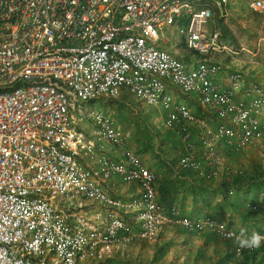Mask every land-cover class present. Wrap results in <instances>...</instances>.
<instances>
[{"label": "built area", "instance_id": "obj_1", "mask_svg": "<svg viewBox=\"0 0 264 264\" xmlns=\"http://www.w3.org/2000/svg\"><path fill=\"white\" fill-rule=\"evenodd\" d=\"M230 1L0 0V264H104L171 228L231 243L226 264H264V241L240 248L228 224L159 204L155 174L114 121L82 110L128 93L164 112L163 128L183 146L181 170L208 182L246 177L224 158L264 146V89L239 70L224 88L216 81L214 56L226 48L215 12ZM244 2L264 15V0ZM169 28L187 59L165 49ZM170 84L201 114L176 102ZM114 178L136 195L107 194ZM84 202L105 212L89 214ZM250 210L264 222L260 204Z\"/></svg>", "mask_w": 264, "mask_h": 264}, {"label": "rangeland", "instance_id": "obj_2", "mask_svg": "<svg viewBox=\"0 0 264 264\" xmlns=\"http://www.w3.org/2000/svg\"><path fill=\"white\" fill-rule=\"evenodd\" d=\"M215 19L218 24L220 44L226 48L218 54L219 61L217 60V63L223 67L222 71L239 70L244 74L246 73L249 80L256 82L264 89V15L251 11L244 0H234L229 2L221 15L218 12ZM165 36L168 41L167 51L177 50L181 53L182 59L188 57V53L183 50L179 43L180 39L175 28H169ZM228 56H232L235 60L226 59L230 58ZM168 89L176 101L178 100L185 105H189L188 98H194L193 95L181 94L180 90L171 84ZM192 104L194 108L191 109L195 113L198 111L197 106ZM82 110L102 112L108 115L121 130L127 149L136 154L140 161L153 162L163 167L165 164L176 165L181 150L177 146L176 137L173 133L163 128L164 112L162 110L145 103L139 104L134 96L128 93H122L117 99H98L84 104ZM224 162L245 172L246 177L214 181L219 188L220 198L226 202H238L246 213L256 203L264 209V146L258 144L241 153L227 156L224 158ZM180 194H182V190L179 191L178 195ZM157 200L160 204V198ZM169 203V206H175L179 209L177 206L179 202L174 204L170 200ZM222 221L225 223L224 220ZM159 239L160 237H157L150 243L140 244L122 260L113 258L104 264H161L159 262H170L169 259L163 260L158 257L162 252L165 254L164 250L169 248V246L161 245V243H170ZM222 248L227 250L228 247L223 243ZM183 251L177 250L176 253H173L181 260L174 262V264H188L190 262L189 254ZM224 259L225 257L221 256L217 264H225ZM196 264H199V259Z\"/></svg>", "mask_w": 264, "mask_h": 264}, {"label": "crops", "instance_id": "obj_3", "mask_svg": "<svg viewBox=\"0 0 264 264\" xmlns=\"http://www.w3.org/2000/svg\"><path fill=\"white\" fill-rule=\"evenodd\" d=\"M215 13L217 15L218 11H216ZM171 53L179 57L181 54L177 50H173ZM218 56V54L214 56V61L216 63L219 61ZM226 59H231L232 61L235 60V58H233L232 56ZM229 72L231 71L225 72L224 70L216 76V81L222 88L227 85L226 77ZM187 101L190 108H194L192 101H190L189 99ZM176 102L181 103L178 100ZM196 112H198V114H201L200 109ZM176 143L178 144L177 146L180 147L182 153V144L178 140H176ZM106 146V154L110 158L117 159L116 151L112 149V147L108 144H106ZM142 162L151 172H153L157 176L155 191L156 195L158 193L157 198H160L161 200L160 204H162L165 208L169 206V201L171 200L174 202V204L179 202L177 205L179 208L178 210L183 217L191 219L209 217L215 220H224L225 223L228 224V226L237 231H239L240 227H246L249 234L253 231L264 229V222L260 220L258 216L252 214L251 210L246 213L243 208L239 206L238 202H226L225 200L220 198L219 188L216 185V182L204 181L203 179H200L190 172L181 170L178 166V160L176 165L169 166L165 164L164 167L161 165H156L153 162ZM103 187L107 194H109L110 196L121 198L123 200H129L131 197L136 195L135 186L133 184L122 183L116 178L112 179L109 182H106ZM180 190H182V194L178 195ZM189 190L192 192H190ZM83 204L86 205V210L89 214L99 211L105 212L104 208H101L100 206H95L87 202H84ZM117 214L127 222L131 224L134 223L133 216L131 214L123 212ZM158 237H160V241L162 239V241L166 240L170 242L168 244L166 242L161 243V245H167L169 246V248L164 250L165 254H163L162 252L158 257H161V259L163 260L169 259V261H173V264L176 261H181L178 256L173 255V253H176L177 250H184L183 252L189 254L191 260L188 264H196L198 259L199 264H217L221 256L225 257L224 260L226 264V260L231 251V243L224 242L220 238L210 233L188 234L181 229L171 228L162 230L159 233ZM223 243H225L227 247L230 248V250H228V248L227 250L223 249ZM140 244L147 243L140 242L134 246L122 248L121 251L115 253L113 258H118L121 260L126 258L130 254L132 249L139 246ZM161 248H159V250H161ZM171 261L167 263H165V261L159 263L171 264ZM252 263L256 264L252 257L246 258L244 259V262H242V264Z\"/></svg>", "mask_w": 264, "mask_h": 264}, {"label": "clouds", "instance_id": "obj_4", "mask_svg": "<svg viewBox=\"0 0 264 264\" xmlns=\"http://www.w3.org/2000/svg\"><path fill=\"white\" fill-rule=\"evenodd\" d=\"M232 235L240 248H259L261 242L264 241V236L255 231L249 234L246 227H240L239 233H233Z\"/></svg>", "mask_w": 264, "mask_h": 264}, {"label": "trees", "instance_id": "obj_5", "mask_svg": "<svg viewBox=\"0 0 264 264\" xmlns=\"http://www.w3.org/2000/svg\"><path fill=\"white\" fill-rule=\"evenodd\" d=\"M232 179V178H231ZM231 179H229V180H231ZM227 180V179H226ZM237 180H239V179H237ZM234 181V180H233ZM240 181V180H239ZM243 181V180H242Z\"/></svg>", "mask_w": 264, "mask_h": 264}]
</instances>
